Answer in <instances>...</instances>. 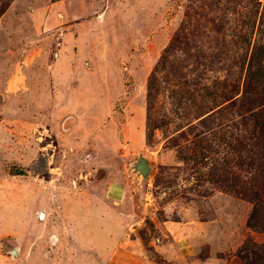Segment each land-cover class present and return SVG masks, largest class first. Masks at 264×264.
I'll list each match as a JSON object with an SVG mask.
<instances>
[{"label":"rangeland","instance_id":"obj_1","mask_svg":"<svg viewBox=\"0 0 264 264\" xmlns=\"http://www.w3.org/2000/svg\"><path fill=\"white\" fill-rule=\"evenodd\" d=\"M261 46L264 0H0V264H264Z\"/></svg>","mask_w":264,"mask_h":264},{"label":"trees","instance_id":"obj_2","mask_svg":"<svg viewBox=\"0 0 264 264\" xmlns=\"http://www.w3.org/2000/svg\"><path fill=\"white\" fill-rule=\"evenodd\" d=\"M264 46L257 48L254 55L251 58L250 69L246 77V83L244 88V94L241 97H237L242 103V107L245 110L238 112V116L245 121L246 124L251 121L254 129H259L264 134ZM240 95L238 92L235 96ZM234 98V97H232ZM232 98H228L230 100ZM235 100V102H236ZM249 114V115H248ZM262 137L254 136L255 142H258ZM264 141V139H262ZM251 151V150H250ZM249 151V152H250ZM240 157V156H239ZM253 164V159L251 158ZM240 181V180H239ZM242 181V179H241ZM238 182L237 184H239ZM261 183L257 180H251L247 182V186H243L242 189L248 190L250 194L257 196L256 203H262L261 198L264 196L260 188ZM251 186V187H250Z\"/></svg>","mask_w":264,"mask_h":264},{"label":"water","instance_id":"obj_3","mask_svg":"<svg viewBox=\"0 0 264 264\" xmlns=\"http://www.w3.org/2000/svg\"><path fill=\"white\" fill-rule=\"evenodd\" d=\"M135 170L142 174L144 177L150 175L151 167L148 160L145 157L140 158V160L135 165ZM40 215L43 217L42 213Z\"/></svg>","mask_w":264,"mask_h":264},{"label":"crops","instance_id":"obj_4","mask_svg":"<svg viewBox=\"0 0 264 264\" xmlns=\"http://www.w3.org/2000/svg\"><path fill=\"white\" fill-rule=\"evenodd\" d=\"M126 191V188L123 185H115L110 187V194L113 195L112 197L119 199V197L121 196V194H123Z\"/></svg>","mask_w":264,"mask_h":264}]
</instances>
